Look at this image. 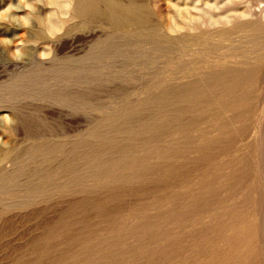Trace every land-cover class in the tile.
I'll return each mask as SVG.
<instances>
[{"label":"bare ground","instance_id":"bare-ground-1","mask_svg":"<svg viewBox=\"0 0 264 264\" xmlns=\"http://www.w3.org/2000/svg\"><path fill=\"white\" fill-rule=\"evenodd\" d=\"M38 1L42 2L45 7L43 14L36 5ZM248 1L250 2V0H167L166 12L162 14L158 8L153 9V6H150L149 0H22L18 8L21 10L20 27L24 35L11 38L7 44L13 42V49L19 51L20 57L27 56L30 60L27 61L29 64L24 72H11L4 82L0 83V108L10 116H3V124L0 123V134L7 133V136L13 141V143L0 145V217L10 210L35 208L38 205L41 208L43 206L49 209L54 197V189H66L72 184H81L86 179L100 177L102 171L108 169L116 173L122 169L130 171V169L136 168L134 173L132 171L131 174L128 173L129 176L126 179L131 180L130 183H133L135 179L137 182H141L140 179H137L143 174H147L155 165L152 164L153 167H151L148 164L150 161L148 162L144 156L149 151L146 145L150 144L151 148L153 146L151 144L156 141L158 143V139L169 130H173V133H182L190 131L199 121L204 122L209 116L207 115L208 117L202 120L206 114H201L202 118L198 117V114L204 107L207 110V106H212L211 103L221 105L220 100L226 96L235 99L234 97L237 95L239 100V97L244 96L247 91H254L250 88L252 78L258 74V71L261 72L259 68L264 60V55L257 56L256 63L249 68H230L231 66L228 64L232 62L228 63L226 59L234 58L233 60H235L238 58L242 61L236 59V63L247 64L245 61L248 60L247 55L252 52L241 48V43H239L241 39L238 41L239 45L225 49L226 52H218L223 47L221 46L222 42L232 34L228 29L210 31V38L204 33L192 36L191 39L169 35L177 34L181 30H196L201 25L211 28L217 25L233 24L235 28L241 29L248 24L254 25L255 31L262 34L261 37L259 36L258 46L264 48V25L248 21L247 18L253 16L250 13ZM2 2L0 10L4 13L12 7V4L10 0ZM260 13L264 20V5ZM5 17L10 19L7 15L2 16L3 19ZM32 18L35 21H32ZM245 19L246 21H244ZM77 33L89 36L84 54L82 53L78 57H69V55L59 57L52 54L46 68L31 62L34 52L30 51L34 48L35 50L38 48V55L36 54L38 58H46L51 53L53 46L55 51L63 49L68 43H71V38L77 36ZM186 35L189 34L186 33ZM257 36L255 35L247 43H256ZM209 39L210 41H208ZM77 40H79L78 37ZM25 46H28L26 47L27 52L23 49ZM211 59L216 63L208 62ZM223 61L225 64H222ZM165 64H176V69L169 70L167 68L165 70L163 68ZM167 77L169 78L167 80L173 82V85L177 80L186 79L187 81L175 88L174 86L167 87L169 84L167 86L164 84ZM135 81L139 82L138 86L130 85ZM152 81L154 85H149ZM129 91L148 94V96H160L162 103L151 112L150 117L143 114L144 109L141 107L135 109V105L132 106L130 103L124 102V107L119 108L117 106L119 104L115 100L117 97L125 96ZM251 92L247 94L249 95ZM101 94H104L108 100L98 104ZM53 98L61 101L67 107L71 105L78 106L77 108L85 107L86 110L83 109V111L93 110L98 111V114L102 112L100 117L90 114L96 130L90 134L87 133L86 136L97 139V141H87L84 136L74 140L64 138L55 140L51 123L45 116L46 110L44 111L42 106L23 102L28 99L45 101ZM174 99L177 101L172 102L171 100ZM185 111L189 114L196 113L199 121L196 116L194 120L193 118L187 121L185 118L183 119V116L187 114ZM221 111L222 109L218 110V113ZM201 113L207 112L204 110ZM5 116L8 117L7 124H5L7 122L4 119ZM190 118L188 117V119ZM135 124H137L136 127H134ZM209 125H207L208 128ZM173 133H171L172 136ZM177 135L174 134L175 137ZM18 136L21 144H16L14 140ZM170 139L167 142L170 143ZM174 142L177 143V141ZM182 142L185 144L184 141ZM177 145L182 146L180 143ZM202 145L199 147L200 150ZM161 146H158L159 150H161ZM204 148L206 147L204 146L203 150ZM182 149L180 148V150ZM190 149L191 147L189 151ZM194 149H191L192 153L196 150ZM171 150L173 151V148ZM197 151L199 152V149ZM169 152L163 154L168 153L169 157ZM200 152L198 154L202 153ZM137 153L139 156H131ZM176 153L178 152L175 151L174 154ZM130 156L131 159L128 158ZM173 156L172 159L175 158ZM168 157L160 156L161 159H168ZM145 160L148 163L144 165ZM160 160L158 159V161ZM132 180L134 181L132 182ZM118 184L120 183L118 182ZM54 204L51 205L52 208L56 206ZM46 208H44L45 212L41 211L45 214L52 211V209L48 211ZM36 211L39 209L37 208ZM7 216L8 214L3 215L2 218L10 222L9 220L13 217L12 215L11 217ZM13 216L16 217L17 214H13ZM29 217L28 215L27 218L29 219ZM33 218L32 220H34ZM25 220L22 218V221L25 222ZM40 221L41 219L38 222ZM7 228L10 230L8 225ZM24 229L26 230V228ZM5 231L7 230L5 229ZM5 231L3 233H6ZM8 237L7 239L12 236ZM17 238L16 236L15 239ZM41 238L39 239L41 240Z\"/></svg>","mask_w":264,"mask_h":264},{"label":"rangeland","instance_id":"rangeland-1","mask_svg":"<svg viewBox=\"0 0 264 264\" xmlns=\"http://www.w3.org/2000/svg\"><path fill=\"white\" fill-rule=\"evenodd\" d=\"M2 1L0 0V7L3 4ZM10 2L11 8L4 13L0 10V83H3L11 72H24L29 64L27 61L30 60L27 56L20 57L19 51L13 49V42L7 44L11 38L24 35L20 27L21 10L18 8L22 0H10ZM263 2L264 0L248 1L250 13L253 15L247 18L248 21L264 25L260 13L264 5ZM149 3L153 9L158 8L162 14L166 12L167 0H149ZM36 5L43 14L45 7L42 2L38 1ZM4 15L9 16L10 19L8 20L6 17L3 19ZM32 21L35 20L32 18ZM253 26L246 24L243 28L238 29L233 24L217 25L211 28L201 25L198 27L200 32L198 29L186 30L187 32L181 30L177 34L169 35L191 39L190 37L203 33L209 36L210 31L213 30L228 29L232 34L230 33L227 40L222 42L221 46L223 47L218 52H226L225 49H231V46L235 47L241 43L242 49L252 52L247 55L248 60H245L247 64L236 63L238 58L235 59L236 61L233 60L234 58L226 59L228 63L231 61L234 64H228L226 60L225 62L231 66L230 68L246 69L256 63L257 56L264 55V48L258 46L262 34H258ZM193 31L194 33H192ZM77 34L73 39L71 38V43H68L63 49L55 51L53 46L51 53L46 58H38V48L37 50L34 48L30 51L34 52L31 62L46 68L52 54L59 57L68 55L69 57H78L82 53L84 54L89 36ZM255 35H258L256 43H247ZM240 39L241 42L238 43ZM68 40L66 41L68 42ZM26 47L28 46L23 48L25 51ZM251 47L255 50L250 49ZM197 49L199 48L197 47ZM238 60L242 61V59ZM210 61L216 63L213 59L208 60V62ZM223 62L222 64H225ZM175 67L176 64L163 65L165 70L167 68L174 70ZM259 70L261 72L258 71V74L252 78L250 88L254 91H247L252 94L249 93V96L246 93L241 97L238 95L242 102L236 95L234 97L236 100L233 98L231 100L227 96L223 97L220 100L221 105L211 103L212 106H207V110L205 107L202 109L207 113H201V111L198 114V117L201 114H206L205 118H202L203 115L200 117L202 120L208 116L211 117L210 119L208 117L204 121L205 123L199 121L196 113L189 114L186 110L187 114L183 116V119L185 118L187 121L197 117L198 120H196L199 123L197 124L196 121V126L194 125L190 131L182 133H173V130H169L158 139V143L156 141L157 144L153 142L151 148L150 144L146 145L149 151L144 156L150 162L145 160L144 165L145 163L151 167H153L152 164L155 165L151 168V172L149 171L137 179H140L141 182H137L135 179L136 182L132 180L134 182L130 183L131 180H127L130 172L134 173L136 168L130 169V171L122 169L116 173L108 169L102 171L100 177L86 179L83 183L72 184L66 189H54V197L52 196L51 202V205L53 203L56 205L53 207L54 209L51 205L49 209L43 206L42 209L38 205L35 208L10 210L4 213L5 216L8 214L7 217L12 215L14 220L11 219L8 222L2 218L3 215L0 217V250L2 248L0 264H264V60ZM167 79L169 78H165L164 81L165 86L169 84L167 87L174 86V88L187 81L186 79L177 80L173 85V82L171 83ZM150 83L149 85H154L153 81ZM130 85L138 86L139 82H131ZM250 88L248 89L250 90ZM126 95L117 97L115 100L119 104L117 106L122 108L126 102L132 106L135 105V109L141 107L144 109L143 114L146 117H150L151 112L162 103L160 96H148V94H140L136 91H129ZM100 96L98 104L108 100L104 94ZM171 101L176 102L177 99ZM23 102L42 106L44 111H47H45V116L51 123L55 140L61 138L74 140L84 136L87 141H97V139L86 136L87 133L90 134L96 130L90 114L100 117L102 112L98 114V111H83L85 107L77 108L78 106L71 105L67 107L55 98L45 101L28 99ZM219 107L220 109H218ZM217 109L219 111L222 109V111L218 113ZM139 113L141 114V111ZM4 115H8V113L0 108V123L2 124ZM188 117L191 118L188 119ZM200 122L201 125H199ZM211 122L212 124H210ZM7 123L8 119L5 124ZM207 125L210 127L208 128ZM171 133L173 136L178 134L177 139ZM169 138L173 140L170 139V143L167 142ZM14 140L16 144H21L19 136ZM9 142L13 143L7 133L0 134V145L3 146ZM179 143L182 146H178ZM159 145H162L161 150L158 149ZM186 145L187 147H185ZM200 145L207 149L203 150L201 147L200 150ZM168 146L173 148L174 153L175 151L178 153H172V148ZM190 147L196 149H194V153L191 149L189 151ZM185 149L188 151H184ZM197 149L202 153L198 154ZM163 151H172L169 153L175 158L172 159V156L169 155L171 157L169 159L168 153L164 155ZM161 155L162 157L167 156L168 159L162 158V160ZM131 156L139 155L137 153ZM131 156L128 158L131 159ZM158 159L161 160L158 161ZM120 173H123L124 177ZM111 176L114 178L112 179ZM108 180L110 181L108 182ZM37 208L39 211H36ZM44 208L48 211L52 209V211H47L51 213L45 214ZM28 210L30 211L28 212ZM13 214H17V216L14 217ZM38 214L40 215L38 216ZM26 215L30 216V221ZM31 217H34V220ZM22 218L26 219L25 222L22 221ZM39 219L42 222H38ZM19 230L20 232H18ZM50 230L52 231L50 232ZM4 231L6 233H3ZM13 232L16 234L14 235ZM22 232L24 233L22 234ZM6 235L12 237L9 238ZM16 236L17 239H15ZM3 237L4 240H2Z\"/></svg>","mask_w":264,"mask_h":264},{"label":"clouds","instance_id":"clouds-1","mask_svg":"<svg viewBox=\"0 0 264 264\" xmlns=\"http://www.w3.org/2000/svg\"><path fill=\"white\" fill-rule=\"evenodd\" d=\"M9 7H11V6H9ZM4 119H5V120H7V119H8V117H6V116H5V117H4Z\"/></svg>","mask_w":264,"mask_h":264}]
</instances>
